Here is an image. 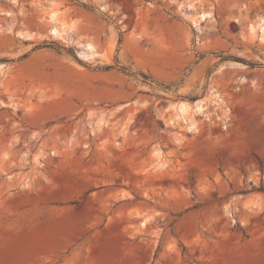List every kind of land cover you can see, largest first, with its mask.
Listing matches in <instances>:
<instances>
[{
	"label": "rangeland",
	"instance_id": "374dc122",
	"mask_svg": "<svg viewBox=\"0 0 264 264\" xmlns=\"http://www.w3.org/2000/svg\"><path fill=\"white\" fill-rule=\"evenodd\" d=\"M260 23L264 0H0V264H264Z\"/></svg>",
	"mask_w": 264,
	"mask_h": 264
},
{
	"label": "bare ground",
	"instance_id": "6f19581e",
	"mask_svg": "<svg viewBox=\"0 0 264 264\" xmlns=\"http://www.w3.org/2000/svg\"><path fill=\"white\" fill-rule=\"evenodd\" d=\"M55 12H50L49 13V19H55ZM208 15V13H201L199 16H198V18L195 20V19H192L193 20V22L195 21V22H198L200 19H203V18H205L206 16ZM54 21V20H53ZM194 22V23H195ZM262 24V28L264 29V23H260V25ZM62 25H64V24H61L60 26H52L51 28H50V32L52 33V34H55V35H58V36H61V35H63V33H65L66 32V30H68V28H65L64 26H62ZM85 48H86V51H88V52H82V53H80L82 56H88V55H93V54H96V53H94L93 52V49H92V46L91 45H89V44H86L85 45ZM207 105V104H206ZM176 108H177V111L176 112H178V116H180V117H182V118H184L185 116H187V114L191 111V110H196V111H199V112H203V110H205V108H206V106H205V104L204 103H202L201 101H199V102H196V103H194V104H190V103H187V102H184V101H181V102H179L178 104H177V106H176ZM193 113V112H192ZM181 118V119H182ZM186 118V117H185ZM185 120H187V119H185Z\"/></svg>",
	"mask_w": 264,
	"mask_h": 264
},
{
	"label": "trees",
	"instance_id": "16d2710c",
	"mask_svg": "<svg viewBox=\"0 0 264 264\" xmlns=\"http://www.w3.org/2000/svg\"><path fill=\"white\" fill-rule=\"evenodd\" d=\"M238 60H240V61H242V62H245V60H242V59H240V58H238ZM247 64H252V63H249V62H247ZM112 67V65H107L106 66V68H111ZM123 69H125L124 67H122ZM143 77L144 78H147V76H145V75H143Z\"/></svg>",
	"mask_w": 264,
	"mask_h": 264
},
{
	"label": "crops",
	"instance_id": "0c3cea01",
	"mask_svg": "<svg viewBox=\"0 0 264 264\" xmlns=\"http://www.w3.org/2000/svg\"><path fill=\"white\" fill-rule=\"evenodd\" d=\"M21 32H24L23 30ZM27 32V31H26Z\"/></svg>",
	"mask_w": 264,
	"mask_h": 264
}]
</instances>
